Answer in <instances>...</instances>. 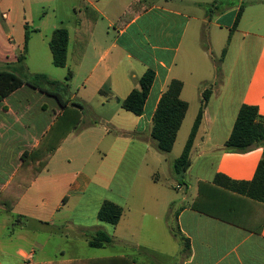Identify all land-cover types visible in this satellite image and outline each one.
I'll return each instance as SVG.
<instances>
[{
	"label": "crops",
	"instance_id": "1",
	"mask_svg": "<svg viewBox=\"0 0 264 264\" xmlns=\"http://www.w3.org/2000/svg\"><path fill=\"white\" fill-rule=\"evenodd\" d=\"M84 1L99 19L83 55L77 52L81 0L71 9L74 25L59 21L49 35L48 29L31 25L36 15L27 2L26 19L12 14L13 5L0 2V71L12 67L61 82L49 43L56 29L65 28L68 61L61 69L73 58L69 71L75 92L70 99L83 105L80 127L36 174L37 165L26 167L24 155L39 147L62 115L61 105L28 85L0 102V264H125L117 257L134 264H264V224L258 234L192 208L200 182L212 183L218 174L252 181L263 159L264 148L238 154L227 152L225 144L244 105L257 107L264 117V0ZM53 2L57 14L61 7ZM136 2L140 11L123 22ZM16 26L21 27L19 41L14 38ZM27 32L23 70L17 63ZM214 36L223 57L219 86L206 81L208 74L199 65L206 52L198 46L207 39L213 46ZM33 52L35 67H30ZM212 62L216 81L219 63ZM149 69L156 77L144 114L137 117L122 103ZM172 80L183 83L181 99L189 104L184 121L192 111V129L203 93L211 90L185 186L172 184V162L165 173L167 159L150 136L158 104ZM178 186L185 196L176 203L169 189ZM106 201L123 209L116 226L98 219ZM252 207L262 209L254 205L249 211ZM99 231L113 243L91 247L88 237ZM116 246L119 250L111 254L101 253ZM87 248L100 252L87 255Z\"/></svg>",
	"mask_w": 264,
	"mask_h": 264
},
{
	"label": "trees",
	"instance_id": "2",
	"mask_svg": "<svg viewBox=\"0 0 264 264\" xmlns=\"http://www.w3.org/2000/svg\"><path fill=\"white\" fill-rule=\"evenodd\" d=\"M212 5H209V7ZM79 6L77 52L79 55H83L94 26L99 19V14L84 0H81ZM140 9V2L133 3L122 21H131ZM241 16V13H239L237 23ZM29 38L30 35L27 32L24 45L18 56L17 66L23 70L26 69ZM49 44L53 54L54 66L65 68L68 61L69 31L65 28L56 29ZM216 72L217 82L220 83V65L217 67ZM72 77L73 73L69 71L67 82L62 83L50 80L45 74H24L12 67L0 71V102L24 85H28L42 93L55 97L63 109L62 115L59 116L49 133L43 138L39 147L32 153L24 155V165L26 167L31 164L37 165L36 174L46 167L52 155L68 135L81 125L83 105L72 101L70 96L67 95L70 88L68 81ZM155 77L156 74L153 70H147L131 94L123 101L122 108L137 117L142 116ZM182 90L183 83L181 81L172 80L170 82L158 104L150 128V136L156 143L158 151L163 154L172 152L189 110V104L181 99ZM210 96L211 90H205L200 111L185 149L181 156L172 162L176 177L186 178V174L191 167V151ZM256 148H264V117L260 115L257 107L244 105L239 112L232 134L225 144V150L230 153L244 154ZM254 205L262 209L252 207L249 211L250 207ZM192 208L195 211L260 234L264 224V215L261 216L260 212L264 210V155L252 181H235L223 174H218L212 183L200 182L198 197ZM122 216L123 209L110 201L104 202L98 213L100 221L112 226L118 225ZM173 233L176 238L180 237L176 229H173ZM89 238V245L94 248L113 243L112 238L103 231H99L95 235H89ZM180 239L184 241L185 247L189 248V243L184 238ZM115 259L122 260L125 264H134L130 259L120 257Z\"/></svg>",
	"mask_w": 264,
	"mask_h": 264
},
{
	"label": "rangeland",
	"instance_id": "3",
	"mask_svg": "<svg viewBox=\"0 0 264 264\" xmlns=\"http://www.w3.org/2000/svg\"><path fill=\"white\" fill-rule=\"evenodd\" d=\"M2 1L1 5L2 6H8L9 4L13 5V9H12V14L19 15L22 17H26L28 18V16H26L24 13V4L23 2H27L33 12L34 15H36V17H34V21L35 23H31L32 26L34 27H41L44 29H48V31L46 32V35L50 34V30L52 29L53 25H59V21H64L65 25H67L68 27H72L74 25L75 22V17H74V12L71 10L72 7L75 5V0H57L58 4L61 8L57 7V14H54L53 12V6H54V0H42V1H46L45 4H40L39 2L41 0H0V2ZM80 9V6H78L77 11ZM70 11V13H69ZM69 14V16H68ZM59 15V16H58ZM63 19V20H60ZM24 20V19H23ZM41 20L44 21L45 24L41 25ZM28 22H32V20H29ZM15 31V30H14ZM21 31V27L20 26H16V35L14 36V38L16 39V41H19V34L18 32ZM215 36L213 37V46H210V41H208V39L206 41H202L201 46H198L200 48V51L202 52H206V55L204 56V62H200V66L204 67L209 79L206 80L209 84L213 85L214 82L215 84H217L219 86V83L217 82V80H214V67H213V62L217 61L220 65L222 62V55L220 53V50L218 48V46H215ZM191 43V41H190ZM198 48V49H199ZM203 55V53H202ZM73 57H75V51L73 54ZM194 59V57H193ZM198 61L199 58L197 57ZM203 60V58H202ZM206 61V63H205ZM197 62V61H196ZM29 65L30 67H35V57H34V52L31 55V58L29 59ZM74 67V62H73V58L69 63V67L66 69H61V68H55L53 67L52 64H50V67L53 68L54 70H57V72H60L62 74L61 82L62 83H66V78L68 77V72L69 70H71V67ZM222 69V68H221ZM72 71V70H71ZM73 72V71H72ZM203 72V71H202ZM221 82V80L219 81ZM70 86L71 89L68 91L67 95L71 97V95L75 92V83L73 82V80H71L70 82ZM203 86V84H202ZM201 86V88H202ZM196 108V107H194ZM195 112V111H194ZM193 112L191 111L188 115V118L186 119V121H184V126L182 125L176 143L174 145V148L172 150L171 153L169 154H163L161 152H159L160 156H164L165 159H167V161L163 162V168H164V172L167 173L168 172V167L170 166L169 164L171 162H173L176 158L180 157L181 154L183 153L184 149H185V145L186 142L189 139V135L190 132H192V125L190 126L189 121L191 120ZM190 118V119H189ZM161 182L165 185L166 180L163 177V180H161ZM172 184L174 185H178L181 184L182 186H185L188 184V182L186 183V178H179V177H175L174 178V183L172 181ZM185 184V185H184ZM170 188L169 192L171 195H169V197H171V199H173L176 203L182 201L183 197L185 196V192L184 189L182 188ZM106 228L111 229V226L108 225ZM88 240H90V238L88 237ZM119 250V247L116 246L115 248H111V249H107V251L105 252H101V253H106V254H111L113 253L114 250ZM87 255H92L93 252H100V251H95L93 249H88L87 248Z\"/></svg>",
	"mask_w": 264,
	"mask_h": 264
},
{
	"label": "built area",
	"instance_id": "4",
	"mask_svg": "<svg viewBox=\"0 0 264 264\" xmlns=\"http://www.w3.org/2000/svg\"><path fill=\"white\" fill-rule=\"evenodd\" d=\"M178 188L180 189V188H181V186H178Z\"/></svg>",
	"mask_w": 264,
	"mask_h": 264
}]
</instances>
